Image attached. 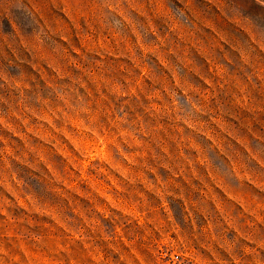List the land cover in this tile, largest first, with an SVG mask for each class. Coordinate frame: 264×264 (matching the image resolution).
Returning a JSON list of instances; mask_svg holds the SVG:
<instances>
[{"label":"rangeland","instance_id":"obj_1","mask_svg":"<svg viewBox=\"0 0 264 264\" xmlns=\"http://www.w3.org/2000/svg\"><path fill=\"white\" fill-rule=\"evenodd\" d=\"M0 264H264V0H0Z\"/></svg>","mask_w":264,"mask_h":264},{"label":"built area","instance_id":"obj_2","mask_svg":"<svg viewBox=\"0 0 264 264\" xmlns=\"http://www.w3.org/2000/svg\"><path fill=\"white\" fill-rule=\"evenodd\" d=\"M175 257H176V255H175Z\"/></svg>","mask_w":264,"mask_h":264}]
</instances>
